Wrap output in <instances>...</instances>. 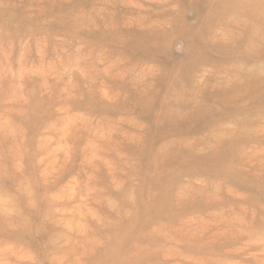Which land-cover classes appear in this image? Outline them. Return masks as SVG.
Here are the masks:
<instances>
[{
	"label": "rangeland",
	"instance_id": "374dc122",
	"mask_svg": "<svg viewBox=\"0 0 264 264\" xmlns=\"http://www.w3.org/2000/svg\"><path fill=\"white\" fill-rule=\"evenodd\" d=\"M0 264H264V0H0Z\"/></svg>",
	"mask_w": 264,
	"mask_h": 264
}]
</instances>
